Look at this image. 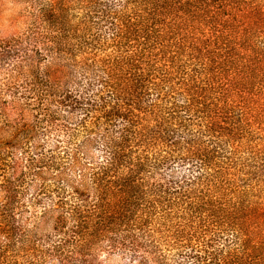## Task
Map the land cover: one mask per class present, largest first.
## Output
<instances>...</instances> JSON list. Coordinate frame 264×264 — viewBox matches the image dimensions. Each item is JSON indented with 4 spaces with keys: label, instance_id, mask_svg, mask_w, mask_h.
Wrapping results in <instances>:
<instances>
[{
    "label": "trees",
    "instance_id": "obj_1",
    "mask_svg": "<svg viewBox=\"0 0 264 264\" xmlns=\"http://www.w3.org/2000/svg\"><path fill=\"white\" fill-rule=\"evenodd\" d=\"M111 1L99 24L106 30L103 45L100 36L90 39L99 49L96 63L105 74L99 91L105 88L112 94L102 106L104 113L93 117L105 119L106 155L95 165H85L76 144L79 148L69 151L67 158L61 156L60 164L51 161L34 166L35 177L43 180L48 179V169L55 170L51 176L57 181L56 196L43 209L40 220L28 228L27 218L23 221L25 210L16 212L14 202L3 206L0 237L5 236L6 245L2 249L19 243L35 253L36 262L40 253L43 262L50 259V264H93L97 249L104 243L111 251L116 249L124 235L133 242V253L126 248L118 253L137 258L138 249L144 247L139 233L154 231L156 220L167 223L175 218L181 231L174 237L187 246H193L198 233L209 236L210 242L218 237L223 246L228 245L214 253L196 249L188 264H264V209L246 212L247 205L224 200L218 191L211 193L219 197V203H214L210 195H200L199 189L223 173L222 163L212 160L210 151L217 153L221 146L234 145L255 124H263L261 112L258 105L253 106L252 112L261 120L251 114L243 126V116L232 121L234 107L221 104L212 82L200 79L196 70L202 58L204 68L207 62L213 67L220 53L232 57V63L240 61V68L259 65L261 59L240 57V52L256 47L257 42L254 45L251 40L264 35L263 4L257 0ZM39 7L50 39L44 54L46 64L38 65L28 77L29 93L37 104L7 108V99L0 102L4 122L0 134L8 129L15 141L35 138L40 123L34 114L43 109L44 101L52 99L56 86L64 92L60 103L75 101L66 88L75 86L74 58L81 50L75 51L73 45L71 7L64 0H44ZM99 25L95 31L99 32ZM29 59L34 68L37 61L34 56ZM54 73L57 77L53 79ZM88 142L91 140H84L83 146L87 148ZM16 161L11 167L14 171ZM180 161L193 165L195 171H176ZM74 167L80 169L77 176L71 173ZM168 168L166 180L156 177ZM9 180L3 192L13 201L9 199L18 191ZM44 185L42 189L47 188ZM73 193L81 202L74 200ZM43 223L49 225V232L41 230Z\"/></svg>",
    "mask_w": 264,
    "mask_h": 264
},
{
    "label": "rangeland",
    "instance_id": "obj_2",
    "mask_svg": "<svg viewBox=\"0 0 264 264\" xmlns=\"http://www.w3.org/2000/svg\"><path fill=\"white\" fill-rule=\"evenodd\" d=\"M43 1L0 0V102L7 99V108L21 107L26 104L33 108L32 105L37 104L33 95L29 93L28 77L38 65L46 64L44 54L50 39V29L42 22L39 5ZM257 1L264 6V0ZM64 3L71 7L68 14L69 24L74 30V49L75 51L81 49L75 52L74 58L77 65L74 73L75 86H66L70 89L69 95L75 101L69 102L68 100L63 104L60 103L59 96L64 92L60 86H56L55 94L51 96L52 99L44 101L43 109L34 114V119L40 123L34 139L20 138L15 141L8 129L0 134V209H4L3 206L9 202H14L16 212L20 209L26 211L23 213V221L27 218V228L31 227L34 221L40 220L41 212L56 196L54 194L57 181L55 182L51 176L55 170L48 169V179L43 180L35 177L34 166H42L45 162L51 164V161L60 164L63 161L62 157L67 158L69 151H76L79 147L80 157L85 165H95L106 155L103 145L105 119H94L93 117L104 113L102 106L112 94L105 88L99 91L105 74L102 66L96 63L100 55L97 54L99 49L94 47L95 43H90V39L100 36V43L103 45L106 30L105 27L99 25L101 24L100 19L105 13V6L111 5L112 1L97 0L95 5L91 0H68L67 3L64 0ZM97 25H99V32L95 31ZM91 27H94L93 31H90ZM254 42H257L256 47L243 50L240 52V57L246 56L257 62V59H261L257 66L251 63L252 65L246 69L240 68V61L234 59L232 63V57L226 56L225 58L223 53L215 58L213 67L205 61L207 62L205 69L203 67L204 58L200 60L201 64L196 65L200 79L208 83L212 82L215 96L220 103L234 107L232 121L243 116V126L251 119V114L255 120H261L257 113L252 112L253 106L258 105L257 109L261 112V123L263 124H255L251 131L243 139L240 137L234 145L221 146L217 153L216 150L210 151L211 159L216 163H222L223 173L219 179L211 178L199 188L200 195H205V198L210 195V200L215 201L214 203H219V197L211 193L218 191L223 193L224 200L247 205L246 212H254L257 208L264 209V35L251 40V43ZM32 56L37 61L34 62V68L31 67L29 59ZM55 76L57 77L56 73L53 74V79L56 78ZM46 108L52 114H45ZM118 122L115 121V124L118 125ZM13 123L7 124L13 125ZM2 124L4 125L3 118H0V125ZM87 139L91 142L87 143L86 148L83 142ZM4 142H11L14 146L5 145ZM15 160L17 161L14 171L11 167ZM186 165L189 164L176 162L178 168L176 171H181V173L187 169L189 172L195 171L193 165ZM258 167H261L260 175ZM169 169L160 170L161 172L156 177L166 180L164 177L168 175L165 172ZM79 172V167L71 170L73 176H77ZM6 179L7 181L10 179L17 186L16 197L9 199L13 201H8L3 192ZM87 180L91 183L90 179ZM43 184L47 187L46 189H42ZM68 190L71 192V189ZM73 195L74 200L81 202L77 194L73 193ZM172 215L175 216V213ZM5 223L1 226H5ZM176 223L178 222L175 218L167 223L164 220H156L154 231H149L148 234L146 231L139 233L138 237L144 247L138 249L139 257L137 258L131 257L133 242L123 235L116 249L111 251L105 243L97 249L96 260L93 264H188L192 261L190 254L193 252L196 254L197 250L214 253L217 249L228 247V245H222L223 239L215 237L210 242L209 236L201 233L193 238L192 247L187 246L180 238L174 237L181 231ZM43 225L41 230H50L49 225L46 226V223ZM245 226V229H248V226ZM187 230L188 228L184 234ZM3 245H6V238L1 235L0 264H39V262L44 264L50 260L48 258L47 262H43L39 253L37 258L40 257V260L36 262L33 257L35 253H30L27 245L22 246L18 243L17 247L2 249ZM120 248L122 250L126 248L132 252H127V256H122L118 253Z\"/></svg>",
    "mask_w": 264,
    "mask_h": 264
}]
</instances>
